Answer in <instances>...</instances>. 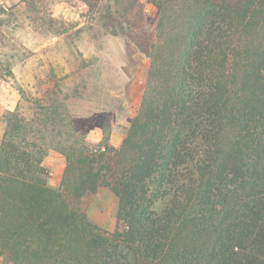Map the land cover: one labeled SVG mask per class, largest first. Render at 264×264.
I'll use <instances>...</instances> for the list:
<instances>
[{
    "label": "trees",
    "instance_id": "1",
    "mask_svg": "<svg viewBox=\"0 0 264 264\" xmlns=\"http://www.w3.org/2000/svg\"><path fill=\"white\" fill-rule=\"evenodd\" d=\"M103 1L86 0L116 34L137 0H114L106 20ZM147 1L159 10L150 67L119 146L80 138L51 91L21 89L3 114L10 264H264V0ZM49 147L66 156L60 188L47 183ZM101 188L118 198L122 229L88 217L83 198Z\"/></svg>",
    "mask_w": 264,
    "mask_h": 264
},
{
    "label": "rangeland",
    "instance_id": "2",
    "mask_svg": "<svg viewBox=\"0 0 264 264\" xmlns=\"http://www.w3.org/2000/svg\"><path fill=\"white\" fill-rule=\"evenodd\" d=\"M109 10L114 12V0L100 5L105 20ZM94 13L86 0H0V137L3 114L23 102V89L32 98L53 92L90 146L121 144L142 102L150 67L144 47L156 35L159 10L137 0L118 19L116 34L102 28ZM44 164L47 183L60 188L65 154L49 147ZM168 200L159 199L155 208ZM83 206L100 227L122 229L118 198L109 189L85 195ZM0 264L10 263L0 256Z\"/></svg>",
    "mask_w": 264,
    "mask_h": 264
}]
</instances>
